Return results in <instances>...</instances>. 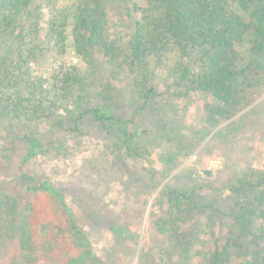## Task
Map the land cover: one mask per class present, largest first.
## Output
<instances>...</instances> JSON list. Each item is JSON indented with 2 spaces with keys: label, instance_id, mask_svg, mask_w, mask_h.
Here are the masks:
<instances>
[{
  "label": "trees",
  "instance_id": "trees-1",
  "mask_svg": "<svg viewBox=\"0 0 264 264\" xmlns=\"http://www.w3.org/2000/svg\"><path fill=\"white\" fill-rule=\"evenodd\" d=\"M68 41L76 58L92 65L97 75L102 65L115 68L118 75L126 69L136 73L146 60L162 66L167 53L177 51V84L185 89L180 94L208 93L214 103L211 116L225 119L248 100L246 81L251 74L264 73V0H0V127L9 124L12 139L28 143L31 152L26 158L41 154L45 144L37 125L50 120L59 125L63 114L79 122L92 111L102 127L115 124L128 133L121 113L96 105L79 110L82 93L75 97V92L86 89L83 83L88 75L82 77L77 64L68 59L69 68L50 56L42 68L47 55L62 54ZM136 82L140 85V79ZM143 91L147 99L158 94L152 82ZM153 109L161 113L165 106L155 104ZM164 121L171 129L172 121ZM2 137L0 152L11 150ZM40 192L51 196L60 214L49 225L34 213L32 198ZM178 195L207 214V205L193 195ZM67 199L63 187L30 174H22L18 191L0 182V264H45L57 259L62 262L55 263L61 264L91 263L96 253ZM175 199H170L172 206ZM177 207L185 215L181 204ZM172 214L170 210L155 220L159 231L170 230L167 226L172 223L180 227L183 217ZM238 214L234 211V219L249 237L248 244L242 234L231 232L212 240L206 252H194L199 238L191 242L187 238L175 255L185 264H264V190H257L253 204H243ZM129 237L132 233L126 236L120 231L115 244L125 247ZM65 241L69 250L78 251L60 252ZM149 259L141 254L138 264H148ZM161 259L168 264L167 255Z\"/></svg>",
  "mask_w": 264,
  "mask_h": 264
},
{
  "label": "rangeland",
  "instance_id": "rangeland-1",
  "mask_svg": "<svg viewBox=\"0 0 264 264\" xmlns=\"http://www.w3.org/2000/svg\"><path fill=\"white\" fill-rule=\"evenodd\" d=\"M59 54L49 53L42 68L47 67L50 56L62 64H77L82 77L89 76L83 83L86 89L75 92V97L82 93L79 110L96 105L121 113L128 133L119 131L114 123L108 129L102 127L92 111L79 122L62 113L59 125L54 126L53 120L37 125L45 144L41 154L26 158L31 152L28 143L13 140L10 125H4L0 136L12 149L0 152V182L18 191L22 174H30L38 181L63 187L96 253L88 264H138L144 253L150 258L148 264H165L162 254L167 255L168 264H185L175 253L187 238L190 242L199 238L194 252H206L212 240L231 232L242 234L248 244L249 237L235 221L234 211L238 214L243 204L251 206L256 191L264 190V73L251 74L246 81L248 100L234 115L218 119L210 114L214 103L208 93L180 94L184 88L177 84L174 69L177 51L168 52L162 66L146 60L136 73L126 69L119 75L115 68L107 70L103 65L97 75L92 65L76 58L70 41ZM151 82L158 94L147 99L143 89ZM162 103L165 109L161 113L153 109ZM164 119L172 121L171 129ZM20 133L23 136L25 131ZM183 193L207 205V214L178 195ZM171 197L176 198L173 206ZM32 200L41 223L59 220L57 206L47 193L40 192ZM176 204H181L185 215H180ZM170 210L183 220L180 227L169 224L170 230L163 233L154 222ZM120 231L133 235L125 247L115 244ZM65 242L60 252L78 251L74 246L69 250V241ZM59 261L45 264H61L55 263Z\"/></svg>",
  "mask_w": 264,
  "mask_h": 264
},
{
  "label": "water",
  "instance_id": "water-1",
  "mask_svg": "<svg viewBox=\"0 0 264 264\" xmlns=\"http://www.w3.org/2000/svg\"><path fill=\"white\" fill-rule=\"evenodd\" d=\"M206 173H207L208 175L212 176V172H211V171L206 170Z\"/></svg>",
  "mask_w": 264,
  "mask_h": 264
}]
</instances>
